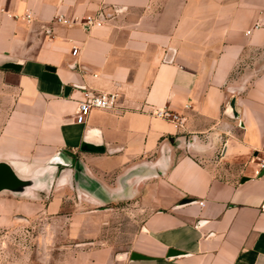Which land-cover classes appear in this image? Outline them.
<instances>
[{"label":"crops","instance_id":"obj_1","mask_svg":"<svg viewBox=\"0 0 264 264\" xmlns=\"http://www.w3.org/2000/svg\"><path fill=\"white\" fill-rule=\"evenodd\" d=\"M86 91L120 108L77 124ZM262 161L264 0H0L2 192L136 203L70 264H264Z\"/></svg>","mask_w":264,"mask_h":264},{"label":"rangeland","instance_id":"obj_2","mask_svg":"<svg viewBox=\"0 0 264 264\" xmlns=\"http://www.w3.org/2000/svg\"><path fill=\"white\" fill-rule=\"evenodd\" d=\"M89 194L66 186L26 201L0 192V264H70L82 249L119 246L138 215L135 201L100 207Z\"/></svg>","mask_w":264,"mask_h":264},{"label":"built area","instance_id":"obj_3","mask_svg":"<svg viewBox=\"0 0 264 264\" xmlns=\"http://www.w3.org/2000/svg\"><path fill=\"white\" fill-rule=\"evenodd\" d=\"M27 19H31V16L28 15ZM57 22L63 24L71 23L65 17L62 16H59L57 18ZM81 24L87 27H93V26H101L102 22L99 21L96 17H86L85 19H83ZM248 34H251V31L248 32ZM77 53L78 50L75 49L74 54ZM118 100H119L118 94H108V93L97 94L90 91H86L84 93V99L80 101L78 109L76 111L75 122L80 125L85 124L93 110H108V111L118 110L120 108L118 105ZM152 114L157 118L172 121L176 123L178 126L183 124V120L180 119L178 115L174 114L168 109L157 110ZM259 165L261 166V168H264V161L260 162Z\"/></svg>","mask_w":264,"mask_h":264},{"label":"water","instance_id":"obj_4","mask_svg":"<svg viewBox=\"0 0 264 264\" xmlns=\"http://www.w3.org/2000/svg\"><path fill=\"white\" fill-rule=\"evenodd\" d=\"M29 182L21 181L6 165H0V192L4 189H11L12 191H21Z\"/></svg>","mask_w":264,"mask_h":264}]
</instances>
